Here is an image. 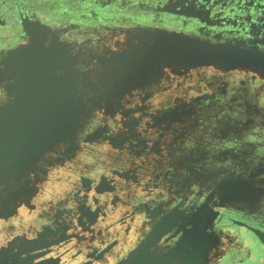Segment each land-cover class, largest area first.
Listing matches in <instances>:
<instances>
[{
    "label": "flooded vegetation",
    "instance_id": "obj_1",
    "mask_svg": "<svg viewBox=\"0 0 264 264\" xmlns=\"http://www.w3.org/2000/svg\"><path fill=\"white\" fill-rule=\"evenodd\" d=\"M174 35L237 46L246 38L240 48L264 62V0H0V136L17 141L6 156L21 159L0 169V264L264 262L259 73L209 64L201 75L181 74L198 87L180 90L171 69L157 71L141 54L152 71L137 77L132 94L97 107L81 133L104 128L109 147L63 166L62 144L42 145L50 121L64 124L60 113L94 106L86 98L99 81L96 51L155 46L168 58L180 46ZM33 142L41 144L34 152ZM121 142L136 144L126 155L133 158L105 168Z\"/></svg>",
    "mask_w": 264,
    "mask_h": 264
},
{
    "label": "rangeland",
    "instance_id": "obj_2",
    "mask_svg": "<svg viewBox=\"0 0 264 264\" xmlns=\"http://www.w3.org/2000/svg\"><path fill=\"white\" fill-rule=\"evenodd\" d=\"M243 13L245 12L240 11L237 14ZM249 16L254 17L252 14ZM221 19L222 25L226 28L230 30L236 29V26L233 24L231 19L225 16H221ZM245 21H248V19H245ZM36 26L38 27V23H36ZM250 29L251 28L242 25V27L237 30L247 31ZM258 34L262 35V33ZM159 36L163 38L164 42L167 41L164 46H168V38L163 35ZM172 37H175L174 39L180 46H178L176 51L168 58L166 57L168 52H163L155 46H146V48L143 47L142 49L136 47H128L125 49L121 47L107 46L106 48L96 51L93 57L98 65L99 76L97 79L99 81L98 83H94V81H92V96H87L88 98H86V100L88 99L87 101H91L94 106L86 107V104L81 102L79 110L77 109L70 112L65 111L63 116L62 113H60L59 120H64V124H60L58 127L54 126V123L50 121L48 126V139L45 144H42L43 147L45 145V152L53 149L59 143L62 144V148L58 156L60 158L59 161L63 164V166H68L67 162L70 161L71 157H79L83 153H92L95 155L100 153L106 147H109L110 144H108L109 141L107 140L113 135H108L109 131L106 132L104 128L102 130L98 129L95 134L89 135L85 138L81 137V133L88 129L89 123L92 120L97 107L104 103H108L109 100H119V98H122L124 95L132 94L131 90L139 84L137 77L144 74L147 70L152 71L148 66H143L140 63L139 59L141 54L142 56L151 59L150 62H153L152 64L156 65L157 71L162 69L160 71L162 72L164 67L171 69L173 74L178 77L177 85H182L180 90L192 87L197 89L198 87L196 84L184 85L185 78H182L181 74L186 75L188 72H193L194 75H201L200 73H204L205 68L208 67L209 64L218 70H221V68L229 70L242 67L246 74L256 72L262 76V79L264 77V62L260 59L251 58V54L247 50H242L239 46L242 44L241 41L246 40V38L239 37L240 40H238L239 38H235L234 40L237 41L235 44H239L237 46L233 45L234 43H232V41L230 43H223L219 40L218 42L211 43L209 41L196 40L195 38L193 39L185 35H174ZM62 47L63 46H60L59 49H63ZM161 47V49H165L163 46ZM56 49L57 48L53 47L48 50L51 51ZM140 49L141 53H139ZM61 51L59 53L62 55ZM64 51L65 53L68 51L66 46L64 47ZM49 53L50 52L45 50V53L42 52L39 54L40 59L37 60L38 66L42 64L39 62L40 60L44 61L42 56L44 57L49 55ZM53 57H57L56 52L53 53ZM56 61L53 59V62ZM58 62L60 61L58 60ZM65 63L68 65V61H65ZM147 64L150 63L147 62ZM192 66L198 67L196 69L199 70H192ZM111 73H113V76L110 75ZM242 77L247 80L248 83L250 82L249 80H251L248 75H242ZM258 82L262 83V81L259 80ZM200 121L202 122L203 119H200ZM33 131L35 132V130ZM203 132L204 134L209 135L208 132H205V129ZM124 143L121 142L118 143V146H115L117 152L113 156L114 164L105 168L117 169L118 167H124L127 164L128 158H133L132 156L126 157V155H129L128 153H131L136 148V144L127 142ZM196 144L202 145L201 138L196 139ZM40 147V143H32L33 152ZM187 150L188 149L184 151ZM53 159H55V157L49 158L48 164L53 165ZM196 163H198V161ZM189 167L191 166L189 165Z\"/></svg>",
    "mask_w": 264,
    "mask_h": 264
},
{
    "label": "water",
    "instance_id": "obj_3",
    "mask_svg": "<svg viewBox=\"0 0 264 264\" xmlns=\"http://www.w3.org/2000/svg\"><path fill=\"white\" fill-rule=\"evenodd\" d=\"M47 56H49V55H47ZM48 58H49V62H53V60L52 61L50 60L52 58L51 55ZM39 62H41L44 65L46 60L45 61L40 60ZM59 65H62V63L59 62ZM69 68L70 67L65 63L64 64V70L66 72V75L64 77H61L59 80L61 85L64 84V87H67L68 83L69 84L72 83V81H71L72 72L70 74ZM39 70H40V68H39ZM65 90H66V88H65ZM16 142L17 141L14 139L7 140V139H4L3 136H0V169L4 166L15 165L17 162H19L21 160V159L16 158V157L10 158V157L6 156L7 152L16 151V147H13V144H16ZM260 237H261L262 241L264 242V234L263 233L260 234ZM262 264H264V262Z\"/></svg>",
    "mask_w": 264,
    "mask_h": 264
}]
</instances>
